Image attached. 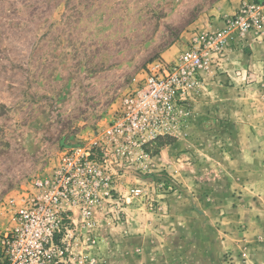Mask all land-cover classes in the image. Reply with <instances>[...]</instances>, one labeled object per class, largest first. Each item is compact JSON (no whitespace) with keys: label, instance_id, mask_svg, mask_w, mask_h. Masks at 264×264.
<instances>
[{"label":"rangeland","instance_id":"374dc122","mask_svg":"<svg viewBox=\"0 0 264 264\" xmlns=\"http://www.w3.org/2000/svg\"><path fill=\"white\" fill-rule=\"evenodd\" d=\"M243 2L0 0V233L9 200L105 128L153 60H176ZM252 39L264 32L207 61L181 130L148 148L143 176L121 178L154 201L128 197L124 224L100 216L83 264H264V78L247 88L230 74Z\"/></svg>","mask_w":264,"mask_h":264},{"label":"built area","instance_id":"2783aa9c","mask_svg":"<svg viewBox=\"0 0 264 264\" xmlns=\"http://www.w3.org/2000/svg\"><path fill=\"white\" fill-rule=\"evenodd\" d=\"M254 30L264 32V6L244 0L219 29L195 33L176 60H153L105 128L64 145L56 166L9 200L15 211L11 228L0 233V264H83L99 240L100 216L124 224L128 197L154 201L153 190L140 185L124 194L121 178L143 176L148 148L183 127L207 61L245 47Z\"/></svg>","mask_w":264,"mask_h":264},{"label":"crops","instance_id":"0c3cea01","mask_svg":"<svg viewBox=\"0 0 264 264\" xmlns=\"http://www.w3.org/2000/svg\"><path fill=\"white\" fill-rule=\"evenodd\" d=\"M262 2L264 3V0H262ZM252 47L254 50L253 54H251L250 56H246L245 59L242 61L234 62L231 64V67H233L234 70H242V76L240 78L236 76L235 71H231L230 74L233 80L237 82L240 81V83H242L243 81H247L250 84L256 80L261 81V79L259 78L260 76L264 78V43H256V41H253L252 39ZM243 78L244 80H242ZM260 86L262 85L258 83H253L248 85L247 88L253 87L257 89L260 88Z\"/></svg>","mask_w":264,"mask_h":264},{"label":"trees","instance_id":"16d2710c","mask_svg":"<svg viewBox=\"0 0 264 264\" xmlns=\"http://www.w3.org/2000/svg\"><path fill=\"white\" fill-rule=\"evenodd\" d=\"M165 139H167V138H166V137H165V138H159L158 141H160V140H165Z\"/></svg>","mask_w":264,"mask_h":264}]
</instances>
